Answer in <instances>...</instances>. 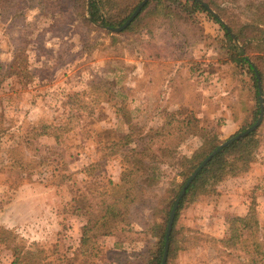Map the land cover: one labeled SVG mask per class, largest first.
Here are the masks:
<instances>
[{"label":"rangeland","instance_id":"1","mask_svg":"<svg viewBox=\"0 0 264 264\" xmlns=\"http://www.w3.org/2000/svg\"><path fill=\"white\" fill-rule=\"evenodd\" d=\"M142 1L103 0L101 12L117 22ZM202 1L262 72L264 97V0ZM90 4L0 0V264H152L197 156L251 126L253 75L210 15L149 0L114 31ZM254 131L247 171L185 202L169 264H235L217 242L232 215L254 210L264 234V119ZM115 200L118 217L83 240Z\"/></svg>","mask_w":264,"mask_h":264},{"label":"trees","instance_id":"2","mask_svg":"<svg viewBox=\"0 0 264 264\" xmlns=\"http://www.w3.org/2000/svg\"><path fill=\"white\" fill-rule=\"evenodd\" d=\"M192 2V8L196 10H202L206 12L208 15L212 17V19L221 24L222 29L225 32V35L228 38L230 43L229 50L231 51V59L233 62L237 64H247L250 72L253 75V82L255 87V97H256V108L253 115L252 122L248 125H252L259 117L261 112V104H260V91H259V80L257 77V73L260 75L262 72L259 68L256 70V65L245 56L242 52H239L237 46L233 44V37L231 33L226 28L225 24L222 20L214 14L211 10L208 9L207 6L201 4V2L197 0H188ZM104 5L103 0H91L90 4V14L91 19L95 22H99L106 26H119L122 25L131 15V13L135 10L137 5L130 11V13L122 18L120 21L114 22L109 18L103 16L101 12V8ZM147 6V5H146ZM143 8V10L146 8ZM142 10V11H143ZM142 11L137 15V17L130 23V25L125 28L128 29L141 15ZM239 39L245 43L246 34L243 32H236ZM49 126H42L43 129L40 130V135L47 134V128ZM245 129V128H243ZM256 131H252L248 135L237 139L227 145H225L207 164L206 166L199 172V174L195 177L193 182L188 187L186 193L180 200L178 209L176 211L173 229L170 234L169 239V251H168V259L166 264H169V259L172 257L174 252V244H175V229L180 216V212L184 207V204L187 200L192 199V197L196 196L198 192L203 194H209L213 191V185L219 183L228 175L237 176L238 174H243L249 168V163L253 155V148L255 147L256 142L254 141ZM58 138V137H56ZM29 143V142H27ZM220 143L214 144L212 147L208 149L206 153L202 155L199 154L197 156L198 161L193 165L190 171L186 174L184 181L182 182L180 189L175 193L173 199L171 200L169 207L166 212V220L163 225L162 232L160 234V240L158 242V250L156 251L155 257L153 259L152 264H161L165 252V243H166V233L169 218L174 207V204L185 185L186 181L190 177V175L195 171V169L201 164V162L207 158L213 150H215ZM19 147H13L11 149L12 152L19 151ZM20 153L13 154L11 164H17L21 168H28L25 166L22 158L18 155ZM230 155H234V158H231ZM22 156V155H21ZM126 176V175H125ZM124 178V177H123ZM130 181V180H129ZM8 182V181H7ZM18 180H9V186L13 187L18 185ZM105 212L100 215V217L90 219L88 224L85 226V232L83 233V240H86L88 231L94 229L97 225L102 223L106 224L108 217L117 218L120 209L118 208V203L115 201L106 202L104 204ZM261 225L260 221L256 218L254 214V210H250L245 215H232L229 220V227L227 233L224 238L217 239V242L223 245V254L221 257V261L224 263L223 258L227 257L228 259L225 262L229 261L235 264H264V234L261 235ZM15 261H18V252Z\"/></svg>","mask_w":264,"mask_h":264},{"label":"water","instance_id":"3","mask_svg":"<svg viewBox=\"0 0 264 264\" xmlns=\"http://www.w3.org/2000/svg\"><path fill=\"white\" fill-rule=\"evenodd\" d=\"M149 0H143L140 5L137 7V9L132 13V15L126 20V22L119 26V27H108V29L110 30H114V31H121L124 28H126L133 20L134 18L139 14V12L141 11V9L143 8V6L148 2ZM199 2H201V4L205 5L208 7L209 10H211L214 14H216L220 19L221 17L214 12L205 2H203L202 0H197ZM222 20V19H221ZM222 22L225 24L226 28L228 29V31L231 33V35L234 37L230 27L222 20ZM256 70L257 67H256ZM257 77L259 80V91H260V104H261V112H260V116L258 118V120L251 125L250 127H248L245 131L236 134L235 136H232L231 138L227 139L225 142H223L222 144H220L215 150H213V152L207 157L205 158L201 164H199V166L195 169V171L190 175V177L188 178V180L186 181L185 185L183 186L175 204L174 207L172 209L170 218H169V222H168V227H167V233H166V243H165V252H164V256H163V260L161 264H166L167 259H168V251H169V239H170V234L172 232L173 229V223H174V219H175V215H176V211L178 209L180 200L182 199V197L184 196V194L186 193L188 187L190 186V184L193 182V180L195 179V177L199 174V172L206 166V164L227 144L240 139L246 135H248L249 133H251L252 131L256 130L260 124L262 123L263 119H264V97H263V88H262V84H261V78H260V74L257 73Z\"/></svg>","mask_w":264,"mask_h":264},{"label":"crops","instance_id":"4","mask_svg":"<svg viewBox=\"0 0 264 264\" xmlns=\"http://www.w3.org/2000/svg\"><path fill=\"white\" fill-rule=\"evenodd\" d=\"M231 210L230 211H234L232 208H230Z\"/></svg>","mask_w":264,"mask_h":264}]
</instances>
